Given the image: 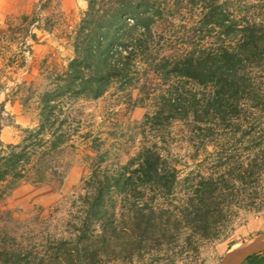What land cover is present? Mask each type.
Segmentation results:
<instances>
[{
	"label": "trees",
	"instance_id": "obj_1",
	"mask_svg": "<svg viewBox=\"0 0 264 264\" xmlns=\"http://www.w3.org/2000/svg\"><path fill=\"white\" fill-rule=\"evenodd\" d=\"M86 4L73 59L39 96L37 128L0 145V201L23 182L64 180L78 100L137 86L149 108L138 148L121 162L123 143L112 153L93 146L66 213L0 234V264H191L241 213L264 215V0ZM176 126L185 160L171 151Z\"/></svg>",
	"mask_w": 264,
	"mask_h": 264
},
{
	"label": "rangeland",
	"instance_id": "obj_2",
	"mask_svg": "<svg viewBox=\"0 0 264 264\" xmlns=\"http://www.w3.org/2000/svg\"><path fill=\"white\" fill-rule=\"evenodd\" d=\"M46 1L0 0V145H17L26 131L37 128L39 96L47 90L48 79L61 75L74 57L73 37L87 0H53L40 12ZM23 17H29L27 23L21 21ZM68 110L80 125L74 148L68 152L71 166L67 176L60 183L16 186L0 201V234L14 230L18 236L35 217L42 220L49 214H65L91 171L96 156L93 146L100 144L101 150L112 153L116 143H123L120 161L126 162L138 148V128L149 108L140 104L138 87L132 86L125 92L113 87L97 100H78ZM180 130L179 126L173 128L170 147L177 159L185 160L188 148ZM232 228L221 240L200 244L191 264H225L234 252L255 241L264 242V215L241 213ZM254 257L263 260L264 255L258 252ZM259 261L256 264H264Z\"/></svg>",
	"mask_w": 264,
	"mask_h": 264
},
{
	"label": "bare ground",
	"instance_id": "obj_3",
	"mask_svg": "<svg viewBox=\"0 0 264 264\" xmlns=\"http://www.w3.org/2000/svg\"><path fill=\"white\" fill-rule=\"evenodd\" d=\"M258 241H255V244H253V246H251L249 248L234 252L225 264H240L248 256L255 254V253H258V252H264V242L262 241L263 243L259 244Z\"/></svg>",
	"mask_w": 264,
	"mask_h": 264
},
{
	"label": "crops",
	"instance_id": "obj_4",
	"mask_svg": "<svg viewBox=\"0 0 264 264\" xmlns=\"http://www.w3.org/2000/svg\"><path fill=\"white\" fill-rule=\"evenodd\" d=\"M262 258H258V259H256L255 257H251V258H246L243 262H241L240 264H256V262H258V260H260L259 261V263L260 262H262L263 260H264V258H263V260H261Z\"/></svg>",
	"mask_w": 264,
	"mask_h": 264
}]
</instances>
